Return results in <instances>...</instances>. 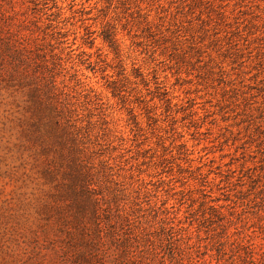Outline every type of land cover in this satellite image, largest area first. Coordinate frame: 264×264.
<instances>
[{"label": "rangeland", "instance_id": "374dc122", "mask_svg": "<svg viewBox=\"0 0 264 264\" xmlns=\"http://www.w3.org/2000/svg\"><path fill=\"white\" fill-rule=\"evenodd\" d=\"M0 264H264V0H0Z\"/></svg>", "mask_w": 264, "mask_h": 264}]
</instances>
